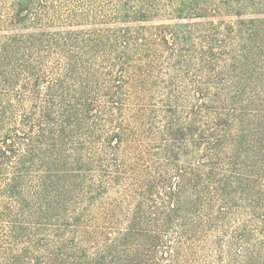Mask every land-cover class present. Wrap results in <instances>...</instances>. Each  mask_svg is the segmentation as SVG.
<instances>
[{
	"label": "trees",
	"instance_id": "obj_1",
	"mask_svg": "<svg viewBox=\"0 0 264 264\" xmlns=\"http://www.w3.org/2000/svg\"><path fill=\"white\" fill-rule=\"evenodd\" d=\"M0 264H264V0H0Z\"/></svg>",
	"mask_w": 264,
	"mask_h": 264
}]
</instances>
